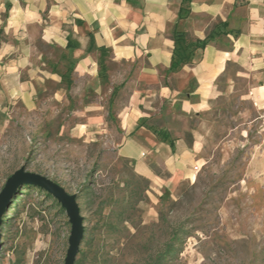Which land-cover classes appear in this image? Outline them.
<instances>
[{
    "label": "rangeland",
    "instance_id": "obj_1",
    "mask_svg": "<svg viewBox=\"0 0 264 264\" xmlns=\"http://www.w3.org/2000/svg\"><path fill=\"white\" fill-rule=\"evenodd\" d=\"M194 45L189 33L179 53ZM36 47L34 105H18L0 137V192L24 166L76 194L85 230L75 264H149L174 229L183 238L165 264H264V108L237 64L204 98L170 96L168 70L120 59L92 34L82 52L70 28L66 48ZM128 141L142 162L122 151ZM176 141L189 175L175 177ZM34 187L6 212L0 264H65L69 216Z\"/></svg>",
    "mask_w": 264,
    "mask_h": 264
},
{
    "label": "crops",
    "instance_id": "obj_2",
    "mask_svg": "<svg viewBox=\"0 0 264 264\" xmlns=\"http://www.w3.org/2000/svg\"><path fill=\"white\" fill-rule=\"evenodd\" d=\"M69 28L81 52L92 34L97 45L110 47L120 59L145 57L155 71L168 70L171 85L162 89L170 96L187 91L189 97L194 88L204 98L237 64V74L250 80L249 92L264 108V0H0V137L18 105H34L33 78L41 64L36 41L66 48ZM175 32L199 40L213 36L194 50L191 62L171 70ZM149 142L157 151L164 149ZM177 144L175 177H181L191 172L192 159ZM141 147L128 141L122 151L142 162Z\"/></svg>",
    "mask_w": 264,
    "mask_h": 264
},
{
    "label": "water",
    "instance_id": "obj_3",
    "mask_svg": "<svg viewBox=\"0 0 264 264\" xmlns=\"http://www.w3.org/2000/svg\"><path fill=\"white\" fill-rule=\"evenodd\" d=\"M32 184L45 189L52 194L66 210L71 223L69 247L65 264H75L80 244L84 236V223L76 194H70L60 184L50 178L35 172L26 171L25 167L16 170L6 181L0 192V249L2 247V228L5 225L4 216L8 211L17 190L24 185Z\"/></svg>",
    "mask_w": 264,
    "mask_h": 264
},
{
    "label": "trees",
    "instance_id": "obj_4",
    "mask_svg": "<svg viewBox=\"0 0 264 264\" xmlns=\"http://www.w3.org/2000/svg\"><path fill=\"white\" fill-rule=\"evenodd\" d=\"M187 1H189V0H187ZM188 34H189V32H187V33L175 32V34H174L175 51L173 54V60H172L173 63H172L171 68H170L171 70H176V69L180 68V66H182L183 64H187L188 62H191L194 50L197 48L204 47V45L207 43L209 38H211L213 36V34L211 32L207 35V37L205 39H202V40L195 39V45H194L192 51L189 52L188 55H185L184 53H179L178 48H181V42L184 41V39L187 37ZM181 51H182V49H181ZM28 186L30 187V185H28ZM34 188H40V187H34ZM17 200H19V197L15 196L13 201H12L13 202L12 204H14V205H10V207H9L11 209V216H13L16 213L15 207L18 204L15 202H18ZM9 218L10 217H8V215L5 214L4 219L8 220ZM6 225H8L7 222H5L4 226H6ZM2 230H4V229H2ZM182 238H183V235L181 234V231L174 229L173 235L171 237V241L169 243H167L166 247L162 251H160L158 253V255L149 262V264H165L168 257L176 252V250H177L176 249V243L177 244L180 243Z\"/></svg>",
    "mask_w": 264,
    "mask_h": 264
}]
</instances>
